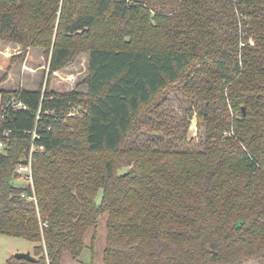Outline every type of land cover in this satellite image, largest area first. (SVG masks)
I'll return each mask as SVG.
<instances>
[{
  "label": "trees",
  "instance_id": "16d2710c",
  "mask_svg": "<svg viewBox=\"0 0 264 264\" xmlns=\"http://www.w3.org/2000/svg\"><path fill=\"white\" fill-rule=\"evenodd\" d=\"M0 39L47 60L36 89L0 78V234L37 259L6 264L78 259L104 215L103 264H264V0H0ZM84 54L83 88L53 89ZM171 92L198 149L151 140ZM33 142L37 203L14 182Z\"/></svg>",
  "mask_w": 264,
  "mask_h": 264
},
{
  "label": "rangeland",
  "instance_id": "374dc122",
  "mask_svg": "<svg viewBox=\"0 0 264 264\" xmlns=\"http://www.w3.org/2000/svg\"><path fill=\"white\" fill-rule=\"evenodd\" d=\"M25 52V48L17 43L0 39V78L7 75L8 80L2 87L13 89L23 86L27 89H36L40 86L47 68V60L44 49L41 47L29 48L24 61H14L15 56ZM88 72V56L82 55L77 63L69 68L55 73L51 87L58 91H66L75 88H83L80 82ZM167 102L157 116L163 122L159 130L154 131L153 139L158 146L178 145L179 147L200 148L204 141V130L197 124L196 113L190 116V109L193 103L182 94L171 92L166 94ZM187 125V128L186 126ZM167 128L176 133L167 134ZM187 129V141L178 140L179 132ZM143 140H146L142 136ZM128 169H124L127 171ZM15 184H21L14 180ZM103 190L98 192L97 202L101 203ZM106 221L107 215L99 218L95 245L92 249L89 245L83 250L78 259L73 258L69 253L65 254L64 264H103V255L106 242ZM94 235V229H90L86 235L87 242ZM90 243V241H89ZM36 243L21 237H12L0 234V264H6L7 260L18 252L34 253Z\"/></svg>",
  "mask_w": 264,
  "mask_h": 264
},
{
  "label": "built area",
  "instance_id": "2783aa9c",
  "mask_svg": "<svg viewBox=\"0 0 264 264\" xmlns=\"http://www.w3.org/2000/svg\"><path fill=\"white\" fill-rule=\"evenodd\" d=\"M18 107L26 106L22 103L17 105ZM75 113H70V115H74ZM11 130H4L0 133V153H2L7 145V141L10 139ZM38 137L37 133H34V140ZM43 147V146H42ZM36 146L33 142L29 153L22 158L20 163L16 166L15 169V180L20 181V185H25L26 187H30L33 191L32 195L24 192L22 194L23 198H28L37 203V195L35 193V181H34V169H33V153Z\"/></svg>",
  "mask_w": 264,
  "mask_h": 264
},
{
  "label": "water",
  "instance_id": "95a60500",
  "mask_svg": "<svg viewBox=\"0 0 264 264\" xmlns=\"http://www.w3.org/2000/svg\"><path fill=\"white\" fill-rule=\"evenodd\" d=\"M16 258H19V259H26V260H29V261H36V257L33 256V254L28 251V252H18L14 255Z\"/></svg>",
  "mask_w": 264,
  "mask_h": 264
}]
</instances>
